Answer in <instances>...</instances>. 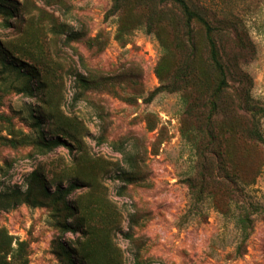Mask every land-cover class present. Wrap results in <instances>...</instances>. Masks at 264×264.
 I'll return each mask as SVG.
<instances>
[{
    "label": "rangeland",
    "instance_id": "obj_1",
    "mask_svg": "<svg viewBox=\"0 0 264 264\" xmlns=\"http://www.w3.org/2000/svg\"><path fill=\"white\" fill-rule=\"evenodd\" d=\"M116 1L0 0V194L78 187L0 209V264H264V0H185L219 92L198 23L191 49L177 8Z\"/></svg>",
    "mask_w": 264,
    "mask_h": 264
},
{
    "label": "trees",
    "instance_id": "obj_2",
    "mask_svg": "<svg viewBox=\"0 0 264 264\" xmlns=\"http://www.w3.org/2000/svg\"><path fill=\"white\" fill-rule=\"evenodd\" d=\"M121 0H117L114 4V6L112 7L113 10L119 8V3ZM160 5L162 7H165L167 5L169 6H173L175 8H177L184 20V25H183V32L181 34V36L184 38V40L186 41V43L189 45V47L192 49L193 48V31H192V23H198L204 30V34H205V39L207 42V46L209 49V59H210V63L213 65V67L217 70L219 76H220V81L217 87V92L221 91L226 85V71H225V67L223 65V63L220 60L219 57V48H218V43L216 40V36L217 34H219V30L220 28L213 25V14L210 12V10H208L207 8L204 7H200L198 10H195L193 8L190 7V5L185 1V0H159ZM0 12H2L3 14H5L8 17H12L13 13L11 10L9 9H4L2 7H0ZM114 12V11H113ZM152 31L151 26H147L146 28V32L150 33ZM118 39L121 38V34L118 33ZM159 77V76H158ZM81 79H85L80 77ZM30 91V90H29ZM28 91V92H29ZM174 91V88L171 87L170 85L167 84V82L161 81V84L159 86H157L156 88H154L151 92H149L146 101L150 102L151 100H153V98L158 95L159 93L162 92H172ZM30 94L32 92H29ZM214 102H212V106H214ZM259 138L260 135H258ZM41 147L45 148L46 150H51L56 146H65L67 147V144L63 141H60L58 139H55L51 142H45V143H40ZM131 167V166H130ZM203 169V167H202ZM133 175H126L124 174L123 176H121V180L128 183L130 180V178ZM186 183L192 187V179L191 178H187ZM77 185L76 184H70L66 189L61 190L58 189V191H56L54 193V195H48L46 192L39 194V196L37 194H32L31 189H28L25 193H21L18 190H8L2 194H0L1 200L0 203L2 204L0 207V209H8L11 206H14V204H18L21 202H26L28 204H31L33 206L39 205L41 203H43L44 201H46L49 198H53V200L58 203L62 200H64L65 196L69 195L72 191H74L75 189H77ZM67 209V208H66ZM69 210V208H68ZM56 226L59 228L61 234H65V233H78L79 230L77 228V226L71 224V223H67L66 221H61L59 220V214L56 216ZM79 245V244H78ZM54 249H55V253L58 256V258L60 259V261H62L64 264H78V262L72 258L71 253L67 252L65 246L63 244H61L60 242L55 243L54 245ZM78 253V259L81 260L82 262H84L85 264L88 263V258L85 255L84 250L80 249Z\"/></svg>",
    "mask_w": 264,
    "mask_h": 264
}]
</instances>
